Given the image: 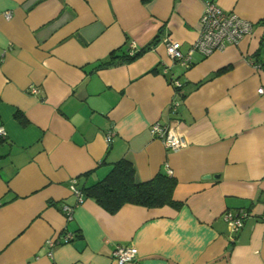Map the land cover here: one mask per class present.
Here are the masks:
<instances>
[{
	"label": "crops",
	"instance_id": "crops-1",
	"mask_svg": "<svg viewBox=\"0 0 264 264\" xmlns=\"http://www.w3.org/2000/svg\"><path fill=\"white\" fill-rule=\"evenodd\" d=\"M206 1L253 31L208 57L193 52L184 70L164 41L186 55ZM131 43L144 50L134 61L95 68ZM259 89L264 0H0V264H116L117 246L134 249L132 264H264ZM154 123L176 128L185 146L168 151L151 137ZM121 159L138 183L170 173L179 206L110 214L92 199L78 204L72 187L97 183ZM238 211L248 218L234 232L224 214Z\"/></svg>",
	"mask_w": 264,
	"mask_h": 264
},
{
	"label": "built area",
	"instance_id": "built-area-1",
	"mask_svg": "<svg viewBox=\"0 0 264 264\" xmlns=\"http://www.w3.org/2000/svg\"><path fill=\"white\" fill-rule=\"evenodd\" d=\"M7 19L11 16L9 13L5 15ZM253 31L252 23L240 18L234 12L224 11L218 7L213 1H206L199 18V35L196 41H194L188 53L183 55L180 50V43L172 39H165L166 51L169 57L177 63L184 70L190 67V55L193 52L201 54L203 57H208L215 52L223 51L227 46H238L240 41L249 36ZM130 54H134L136 48L134 43L130 44ZM172 86L179 88L181 84L177 80H172ZM262 89L258 92L262 93ZM29 92L33 95L38 94L36 87H31ZM177 107V103L173 102L170 106L173 112ZM149 133L152 138L161 141L164 147L168 151H177L182 149L184 139L179 134L176 128L172 126H163L160 123H154L150 126ZM113 133L108 132L106 135V143L109 144L112 141ZM0 138H6V132L3 127H0ZM170 174V173H168ZM72 191L77 197L78 204L82 203L81 193L74 187ZM73 208L70 206H64L62 212L66 217V220L71 219V213ZM248 218L246 211H238L236 213L224 214V220L228 222L232 228V231H239L245 220ZM72 239V235H67L65 242ZM55 242L48 240L46 242L47 248L53 247ZM112 258L116 264H132L136 260V254L131 246H117L112 251Z\"/></svg>",
	"mask_w": 264,
	"mask_h": 264
},
{
	"label": "trees",
	"instance_id": "trees-1",
	"mask_svg": "<svg viewBox=\"0 0 264 264\" xmlns=\"http://www.w3.org/2000/svg\"><path fill=\"white\" fill-rule=\"evenodd\" d=\"M143 51L140 50L134 54L112 52L108 60L100 62L95 68L134 61ZM175 90L180 91L179 88H175ZM16 117L20 118L19 115ZM175 186L176 181L165 173H160L149 181L138 183L135 181L132 163L121 159L113 163L109 172L97 183L78 189V191L83 199H92L105 211L114 214L126 204L146 208H157L164 205L178 207L179 204L172 199Z\"/></svg>",
	"mask_w": 264,
	"mask_h": 264
}]
</instances>
